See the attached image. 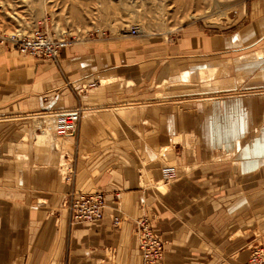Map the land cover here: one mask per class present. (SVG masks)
Wrapping results in <instances>:
<instances>
[{
  "label": "crops",
  "instance_id": "crops-1",
  "mask_svg": "<svg viewBox=\"0 0 264 264\" xmlns=\"http://www.w3.org/2000/svg\"><path fill=\"white\" fill-rule=\"evenodd\" d=\"M258 7L226 35L81 37L56 63L0 41V264H142L133 224L143 217L165 244L159 264H246L264 240ZM75 108L66 157L31 123ZM163 160L176 178L161 191ZM70 192H102V219L69 225Z\"/></svg>",
  "mask_w": 264,
  "mask_h": 264
},
{
  "label": "rangeland",
  "instance_id": "rangeland-1",
  "mask_svg": "<svg viewBox=\"0 0 264 264\" xmlns=\"http://www.w3.org/2000/svg\"><path fill=\"white\" fill-rule=\"evenodd\" d=\"M257 3L261 6L258 8L263 9L264 0H0V41L8 44L9 39L26 36L35 28L46 30L55 39L65 38L72 43L78 38L97 34L103 38H163L166 41L175 39L184 30L226 35L247 23L251 6ZM262 47L264 39L257 46V55H260ZM182 77L185 78L184 75ZM43 116L38 120L33 119L34 123L29 120L31 125L37 127L39 135L40 130L47 131L39 142L48 144L52 137L56 150L59 151L60 145L64 149H60L61 153L67 157L73 151L71 144L77 130L73 136L59 139L52 127L43 123L49 117ZM262 125L264 134V116ZM163 163L162 166L167 164L176 168L167 160H163ZM63 164L60 167L62 175L68 174L69 180H66L71 182L73 171L68 162ZM173 181L166 183L160 178L157 185L152 186L162 191L165 185ZM67 201L63 205L65 209ZM145 218L150 225V220ZM133 232L135 235L134 224ZM258 243H264V240Z\"/></svg>",
  "mask_w": 264,
  "mask_h": 264
},
{
  "label": "built area",
  "instance_id": "built-area-1",
  "mask_svg": "<svg viewBox=\"0 0 264 264\" xmlns=\"http://www.w3.org/2000/svg\"><path fill=\"white\" fill-rule=\"evenodd\" d=\"M132 34H135L133 30ZM96 36L99 35L97 34ZM8 41L19 55L51 63H56L62 50L72 44L65 38L55 39V37L49 35L46 30L41 28H35L26 36L15 37ZM93 85L82 86L80 90H86L87 86L92 89ZM81 115L82 111L80 108L61 110L43 116L49 117L43 123L52 127L57 138L64 139L76 133ZM40 132L42 131L40 130ZM160 174L162 180L168 183L176 178V168L166 164L160 168ZM118 199V195H115V200ZM105 208L106 202L102 193H71L66 203L69 225L98 222L102 219ZM113 224L116 227L119 226L120 220L114 217ZM134 226L142 264H159L163 257L164 244L152 233L149 222L145 217L135 220ZM246 264H264V243H255L250 247Z\"/></svg>",
  "mask_w": 264,
  "mask_h": 264
},
{
  "label": "bare ground",
  "instance_id": "bare-ground-1",
  "mask_svg": "<svg viewBox=\"0 0 264 264\" xmlns=\"http://www.w3.org/2000/svg\"><path fill=\"white\" fill-rule=\"evenodd\" d=\"M258 54V53H257ZM260 54H261V56H262V58H264V48L262 49V52H260ZM219 66V65H218ZM208 69V68H207ZM210 71H212V70H210ZM219 72V71H218ZM188 72H185L184 73V79H187V77H188ZM194 75H195V73H194ZM210 75V74H209ZM208 76V75H207ZM195 77H196V75H195ZM213 77V76H212ZM212 77L210 76V78L212 79ZM183 78V77H182ZM196 79V78H195ZM47 123V122H46ZM46 125H48V124H46ZM45 132H47V131H43V132H41V134L39 135L40 137H45V135H46V133ZM63 155V154H62ZM61 163L63 164V161H61ZM64 165V164H63Z\"/></svg>",
  "mask_w": 264,
  "mask_h": 264
}]
</instances>
